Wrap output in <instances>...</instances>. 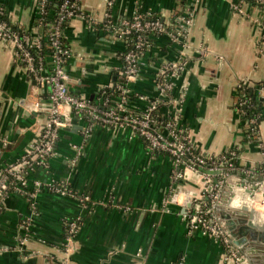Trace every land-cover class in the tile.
I'll use <instances>...</instances> for the list:
<instances>
[{"label":"crops","instance_id":"crops-1","mask_svg":"<svg viewBox=\"0 0 264 264\" xmlns=\"http://www.w3.org/2000/svg\"><path fill=\"white\" fill-rule=\"evenodd\" d=\"M39 1L0 0V5L12 24L33 30ZM238 1L81 0L95 22L75 18L64 30L73 52L66 67L70 91L98 102L101 90L124 77L125 44L103 26L107 12L116 25L137 13L157 14L167 22L178 12H191L193 25L185 40L191 49L170 92L182 107V126L190 144L205 154L217 156L237 147V163L253 170L251 181L264 180L257 172L264 165V119L249 139L236 107L239 83L264 82V32L255 23L259 8L247 4L241 15L234 9ZM181 52L169 34L156 36L130 83L133 107L146 105L141 96L160 95L156 72L180 60ZM36 102L48 103L47 89L0 42V171L39 140L47 111L37 110ZM63 109L72 120L61 129L48 166L29 172L33 196L12 189L1 204L0 264H174L182 257L185 264H234L218 240L189 227L182 198L179 204L170 200L178 188L202 195L197 173L186 170L178 177L172 158L149 149L130 129L94 124L89 131L87 118ZM172 111L162 109L164 115ZM35 182H61L71 194L37 190ZM238 195L239 202L223 200L217 208L223 218L230 216L224 218L229 228L230 220L242 217L241 206L251 204L247 191ZM206 200L201 196L199 206ZM258 205H264V198L247 206L263 215L257 218L260 224L264 212ZM71 223L77 230L68 242ZM235 224L238 235L242 223ZM241 250L249 252L252 264H264V240L250 238Z\"/></svg>","mask_w":264,"mask_h":264},{"label":"built area","instance_id":"built-area-1","mask_svg":"<svg viewBox=\"0 0 264 264\" xmlns=\"http://www.w3.org/2000/svg\"><path fill=\"white\" fill-rule=\"evenodd\" d=\"M244 1L239 0L234 5V9L241 15H246L242 4ZM246 1L251 4L250 0ZM47 2L48 0L39 1L36 17H41V24L46 14ZM256 2L261 7L252 4L251 6L259 8L261 16L260 19L255 20V23L264 32V0H256ZM108 4L112 5V1ZM2 15H6V11L0 5V42L13 51L17 62L21 63L33 79L48 91V103L44 102V105L43 102H36L34 105L37 110L47 111V118L39 140L32 143L17 161L10 162L0 171L2 202L11 188L33 196L29 188V172L36 167L46 168L48 166V160L54 153L61 129L67 127L72 120V116L63 109L66 107L73 116L88 119L89 131L94 124L130 129L144 139L152 151L168 154L175 168L178 169V177L185 176L186 170L197 173L203 181V194L201 195L199 191L189 194L182 188H178L170 200L178 203L182 198V206L186 208L183 216L189 227L194 230L200 229L204 234L218 240L226 248L234 264H252L249 252L241 250V245L236 243V238L232 235L227 221L218 214L217 208L223 200L231 204L236 197H239L237 196L239 192H245L255 186L258 187L257 192L263 191L264 193V180L249 182L232 171L230 162L237 157L236 150H229L217 156L196 150L190 144L188 134L181 123L182 107L170 93L174 87L172 78L183 68V59L187 57V52L191 49V45L185 41L193 25L191 12H178L171 21L167 22L153 18L151 13H137L120 25H116L111 19V13L107 12L104 27L114 38L120 39L125 44L122 53L124 77L121 79H125L126 82L123 85L115 83L112 87H107H117L121 90L120 95L113 99H104L100 94L98 102L73 94L69 87L71 77L66 70L68 62L73 57V52L71 47L63 44L62 25L65 21L75 18L83 19L90 25L95 22L94 16L82 9L81 0H64L57 19L48 24L46 34L42 32L41 25L33 30L16 29L17 25L1 19ZM132 34H136L135 39L129 40ZM149 34H153L154 38L158 35L169 34L172 41L182 48V52L180 60L164 64L156 72V84L160 95L155 98L141 96L146 101V105L138 109V107H133V102L131 107L128 106L127 95L132 93L130 83L140 73L145 54L152 49L155 43L147 39ZM45 38L49 40L51 50L47 53L44 48ZM242 86L243 83H239V87ZM163 103L166 105L160 107ZM247 103L248 100L239 96L236 107L241 110V107ZM165 107L172 108V113L164 115L162 109ZM251 122L255 123V119ZM251 131L257 134V128L252 127ZM244 172L248 176L253 174L250 168H245ZM35 186L37 190L47 187L54 192L70 193L67 188L62 190L55 186V183L43 185L35 182ZM201 196L207 199L203 208L202 205L199 206ZM189 203L190 206H188ZM76 230L77 225L71 223L68 242H72ZM174 264H185L184 258L182 257Z\"/></svg>","mask_w":264,"mask_h":264},{"label":"trees","instance_id":"trees-1","mask_svg":"<svg viewBox=\"0 0 264 264\" xmlns=\"http://www.w3.org/2000/svg\"><path fill=\"white\" fill-rule=\"evenodd\" d=\"M64 0H48L46 4V14L44 16V19L42 20L41 24V17H36L34 21L35 26L41 25L42 32L45 34L47 33L48 24H51L50 22H53L58 17V12L60 10V6L62 5ZM252 5H258L256 0H250ZM261 7V6H260ZM153 18H159L160 20H163V18L160 15H153ZM1 19L9 21L6 15H2ZM70 21H65L63 26V30L68 26ZM10 23V21H9ZM105 24V23H104ZM104 26V25H103ZM17 28H21L19 26H15ZM40 27V26H39ZM30 30V29H25ZM169 30V28H168ZM136 36V34H132L130 36L129 40H133V38ZM156 36V35H155ZM156 38V37H155ZM155 38L153 37V34L147 35V39L149 41H155ZM135 39V38H134ZM63 44L65 46H69L67 39L65 38V35L63 37ZM49 40L47 38L44 39V48L46 53L51 51L49 48ZM126 82L125 79H119L117 81V85L121 84L123 85ZM264 89V82H253L252 86H247L243 82V86L240 88V97L243 99L248 100V103L243 105L240 110L241 114V121L243 124V128L245 130L246 137L249 139H253L255 137L254 132L251 131L252 127L258 128L259 123L264 119V96H262V90ZM101 95L104 99H113V97H116L121 94V90L116 88H104L101 90ZM136 96L133 93H130L127 95L128 100V106H132V102L134 101V98ZM112 103V100H111ZM166 104L160 105V107H163ZM159 107V108H160ZM160 115V110H159ZM162 118V116H159ZM255 119V123H252L251 121ZM231 150H236L237 156L239 154L238 148L234 147ZM228 156V154H226ZM231 169L233 172L239 174L242 178L247 179V181H251L250 176H248L244 170V167L239 166L237 163V157L231 160ZM261 172V177L264 179V165L257 168V172ZM55 186L60 187L62 190L66 189L67 187L63 185L61 182H55ZM30 187V186H29ZM14 188H11L12 190ZM9 190V191H10ZM2 203L0 199V204Z\"/></svg>","mask_w":264,"mask_h":264},{"label":"water","instance_id":"water-1","mask_svg":"<svg viewBox=\"0 0 264 264\" xmlns=\"http://www.w3.org/2000/svg\"><path fill=\"white\" fill-rule=\"evenodd\" d=\"M29 113L28 110H26V113ZM67 130H71V128H66ZM258 191V187L255 186L251 189H247L248 194L250 197H254L255 192ZM190 206V203L188 204ZM186 208L184 207V212ZM241 218H238L235 220L236 222L230 220L229 225H230V230L232 235L236 238V243L238 245L243 246L244 244L247 243V240L250 238L252 240H264V224H258L257 218L258 214L255 209L249 208L247 205L241 206ZM225 219H230V216H224ZM235 223H242L240 228H238L237 232L238 235L236 234L235 230L237 228V225ZM238 236H241V238H237Z\"/></svg>","mask_w":264,"mask_h":264},{"label":"bare ground","instance_id":"bare-ground-1","mask_svg":"<svg viewBox=\"0 0 264 264\" xmlns=\"http://www.w3.org/2000/svg\"><path fill=\"white\" fill-rule=\"evenodd\" d=\"M239 196V195H238ZM262 198H264V194L263 193H257L256 194V197L254 198V197H251L250 198V200L253 202V204L255 203V201H257V199L259 200H261ZM239 199V197H237V199L235 200L236 202H237V200ZM240 200V199H239ZM239 200H238V202H239ZM248 200V199H247ZM249 201V200H248ZM249 207V206H248ZM251 209H255L253 206H251L250 207ZM256 210V209H255ZM257 211V210H256ZM257 214H258V219L260 218V217H262L263 215H261V216H259V212H257ZM263 218V217H262ZM261 219V218H260ZM260 224H264V222L263 223H260Z\"/></svg>","mask_w":264,"mask_h":264},{"label":"rangeland","instance_id":"rangeland-1","mask_svg":"<svg viewBox=\"0 0 264 264\" xmlns=\"http://www.w3.org/2000/svg\"><path fill=\"white\" fill-rule=\"evenodd\" d=\"M242 4L245 7L248 4V2L245 0ZM243 9L245 10V8H243ZM236 13H239V12L236 11ZM250 202H251V204L249 203V201H247L246 203H244V205H253V202L251 200H250ZM258 206H259L260 210L264 212V205H258Z\"/></svg>","mask_w":264,"mask_h":264}]
</instances>
